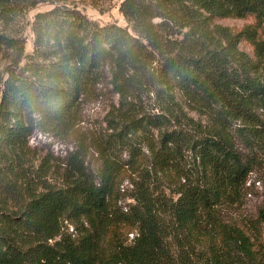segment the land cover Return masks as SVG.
<instances>
[{"label":"trees","instance_id":"trees-1","mask_svg":"<svg viewBox=\"0 0 264 264\" xmlns=\"http://www.w3.org/2000/svg\"><path fill=\"white\" fill-rule=\"evenodd\" d=\"M29 2L0 0V20ZM120 12L137 37L115 24L101 26L76 7L56 6L36 15L35 58L3 84L0 157L27 144L30 129L21 117L28 111L47 124H67L105 65H115L117 76L133 72L142 79V71L153 63L164 88L165 115L176 112L172 93L178 90L214 107L217 124L195 140L165 133L158 147H150L154 161L166 173L187 144L204 163L205 179L185 185L176 199L142 186L135 197L138 211L118 219L109 211L118 172L114 159L101 185L81 179L65 190L32 195L17 214L5 210L0 200V264H264V208L258 213L259 228L227 223L218 214L250 173L233 140L224 135L226 123L240 121L246 145L254 151L264 148V122L257 113L264 107V0H124ZM248 16L255 17L257 26L236 34L213 23ZM240 41L252 44L254 60L240 51ZM3 47L17 45L0 35ZM166 124V116L141 118L132 121L129 132L161 130ZM65 217L82 223L78 239L62 234ZM121 222L137 226L134 244L110 240L105 245L109 229Z\"/></svg>","mask_w":264,"mask_h":264},{"label":"rangeland","instance_id":"rangeland-1","mask_svg":"<svg viewBox=\"0 0 264 264\" xmlns=\"http://www.w3.org/2000/svg\"><path fill=\"white\" fill-rule=\"evenodd\" d=\"M123 2L30 0L28 7L15 8L11 18L0 20V35L13 39L17 45L14 49L3 47L0 50V101L5 81L35 58L32 57L35 51L33 24L37 14L56 6L76 7L101 26L115 24L137 37L133 24L120 12ZM154 23L157 25L160 20ZM213 23L235 34L246 27L257 26L254 16L215 19ZM239 49L255 59L250 42L240 41ZM39 62L45 63L42 59ZM261 71L263 74L264 71ZM117 72L115 65H105L98 78L87 88L67 124H47L33 110L21 117L22 124L30 129L27 144L18 151H6L0 157V200L5 201V210L12 214L20 213L32 195L65 190L81 179L89 184L101 185L111 159L117 161L115 165L118 167L109 197V211L113 219L121 215H135L139 209L135 197L142 186H149L155 193H165L168 198L176 199L175 193L185 185L205 179L207 170L204 163L187 144L181 148L182 157L166 173L156 165L150 147H158L165 133H182L186 139L193 140L207 135L217 128L215 108L207 106L198 95L175 90L172 94L176 99V112L165 115L161 110L164 107L160 93L164 88L156 78V64H147L142 71V79L134 78L133 72H126L121 77L116 75ZM257 113L264 122V107ZM156 116L161 120L164 116L167 118V124L161 130L149 127L145 131L129 132L132 121ZM226 124L224 135L233 140L241 164L247 165L250 173L244 185L233 192L231 203L226 201L218 214L227 223L259 228L258 213L264 208V148L254 151L246 145L239 133L240 121L229 120ZM64 219L62 234L67 239H78L83 231L82 223L73 217ZM261 231L264 237V229L261 228ZM107 234L105 245L114 240L118 244L132 246L139 236L137 226L125 222L115 224ZM54 243L51 241V244Z\"/></svg>","mask_w":264,"mask_h":264}]
</instances>
